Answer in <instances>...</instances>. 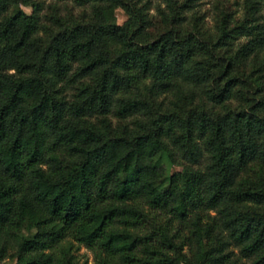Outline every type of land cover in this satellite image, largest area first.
Wrapping results in <instances>:
<instances>
[{
    "label": "trees",
    "instance_id": "trees-1",
    "mask_svg": "<svg viewBox=\"0 0 264 264\" xmlns=\"http://www.w3.org/2000/svg\"><path fill=\"white\" fill-rule=\"evenodd\" d=\"M71 1L0 0V258L264 264V0Z\"/></svg>",
    "mask_w": 264,
    "mask_h": 264
},
{
    "label": "rangeland",
    "instance_id": "rangeland-1",
    "mask_svg": "<svg viewBox=\"0 0 264 264\" xmlns=\"http://www.w3.org/2000/svg\"><path fill=\"white\" fill-rule=\"evenodd\" d=\"M149 8L148 10L154 11V4L157 0H148ZM42 7L40 9L41 15L40 19L44 18V12L50 9V6L53 4L58 7V10L64 12L67 9H72L73 12H76L80 9V5H75L71 0H41ZM226 5L227 8L232 10L233 16H240L242 12V7L239 3V0H195V4L193 9L195 12H199L202 14L203 23L206 27H210L214 20V15L218 11L220 5ZM22 7L25 10H29V6L26 4H22ZM88 5L86 6V9ZM104 15L109 21H121L125 12L119 5L114 6H106L103 8ZM189 12V11H188ZM157 162L163 165L164 170V178L163 181L167 179V175L174 169L180 168L179 162H172L168 159L164 152H160L157 158ZM74 256L77 260V264H94L92 260L91 251L89 248L85 247L83 244L78 243L73 250ZM14 263V258L10 256H3L0 258V264H12Z\"/></svg>",
    "mask_w": 264,
    "mask_h": 264
}]
</instances>
